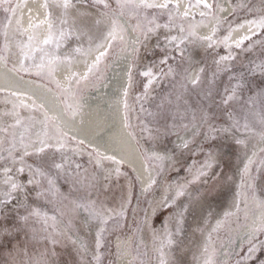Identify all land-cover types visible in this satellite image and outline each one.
Segmentation results:
<instances>
[{"label":"bare ground","instance_id":"6f19581e","mask_svg":"<svg viewBox=\"0 0 264 264\" xmlns=\"http://www.w3.org/2000/svg\"><path fill=\"white\" fill-rule=\"evenodd\" d=\"M48 2L52 5L50 10L55 26L53 31L57 34V39L61 29L65 33L71 29V35H66L63 40H60L59 50L56 49L55 43L41 45V47L45 52L60 55L62 58L69 53L73 55L70 69L66 63H62L56 67L51 76L46 71L38 74L33 67L34 63H40V57L44 55V52L40 51L34 53L35 60H25L24 67L28 68V71L18 70L19 61L22 58L21 52L23 46L27 44L28 36L35 35L38 41H43L48 35V24L45 18L49 9L43 6L45 0H10L12 7L20 5L15 15L6 13L4 8L0 7V142H2L0 143V169L5 166L6 160L10 161L9 150L12 157L17 158L18 161L23 160L25 167L23 174L16 172L20 166L19 162L7 163V166L13 169L14 178L26 186L25 192L17 194L16 200L20 204V209H25L26 201L32 193L39 198L38 190L31 191L35 185L27 183L31 178L29 167L32 170L37 169L31 164V158L37 154L56 150L69 158L68 166L77 168L79 165L77 168L79 172L89 164L88 172L92 175L94 187L88 189L86 194H89L90 201L95 202L97 208L102 207L104 218L108 222L102 223L93 215L92 203L89 206L70 196L66 197L65 203L69 206L64 205L59 212H54L40 204L35 209H38L42 215L39 218H33L43 231L50 233L55 230L63 233L62 237L76 251L81 264H161V260L165 261V264H205L206 261H210L211 264H261V261H264V231H252L253 225L259 224L264 214V209L259 206V202L264 201V175L260 174L264 164V156L260 154L264 149V141L258 136L261 130H254L255 128L252 127L246 130L245 127H239L232 129L227 137L224 134L213 136L208 132L210 124H202L200 119H197L186 125V130L184 127L171 140L161 138V135L155 133L153 129L145 127L149 124L145 115L149 113L155 102L157 94L153 88L164 74L161 68L171 61V57L168 53H164L155 63L144 62L147 55L166 47L168 49L165 50H170L176 56L183 52L191 65L189 80L192 83L197 81L194 84L200 87L203 62L190 56L189 51L184 48L186 43L196 47L199 53L210 51L209 42L199 40L197 37L212 36L211 45L221 41L219 44L221 49L226 48L227 52L224 53L231 52L230 56L233 57L235 43L241 37L255 33L250 40L246 41V44L240 47L248 45L252 40L259 41L255 49H259L257 52H260V47L264 49V43L260 44V37L263 34L261 30L250 26L245 21L264 13V5L261 1L208 0L209 3L221 5L223 11L217 10L214 15L201 18L199 12L202 9L193 7L189 18L183 21L179 18L169 21V12L175 11L171 6L169 9H141L139 20L135 12L131 13L130 17L129 15L121 16L120 23L127 29L122 34L124 43L122 45L119 43L118 35L117 41L101 62L99 72H93L87 82L81 80L79 85L76 84L75 79L69 85L67 76L69 71L83 76L87 72L88 65L94 61L97 55L95 43L100 42V38L106 37L108 31L104 23H101L99 27L93 25V20L100 18L103 7L96 4L95 0H80L78 4L76 0H73L75 7L69 8L67 16H64L63 9L56 6L55 0H48ZM110 2L114 5V0ZM136 2L138 3V0ZM149 2L161 4L164 0H149ZM177 2L179 12L183 14L189 0H172V3ZM192 2L194 3V0ZM239 13L248 15L226 26L231 18ZM9 16L12 18V23L8 26L7 36H5L3 26L8 25ZM64 19L67 20L66 24L61 23ZM41 21L45 22L41 23ZM137 22L145 31L153 29L148 31L147 39L134 30ZM181 23L185 28L183 33L180 31ZM32 25L38 26L33 28ZM190 25H196V36L189 34ZM236 25L242 26L236 27ZM214 29L217 30L214 32ZM230 29L231 38L228 43L232 45L231 48L223 42L224 36ZM171 36H177L179 39L175 43H170L165 37ZM89 37L93 41L92 51L86 56L74 53L73 50L77 46H81L84 50L89 48ZM180 39H183L184 43L176 47L180 44ZM138 40L143 42L138 44L136 43ZM107 46V39H104V47L107 48ZM134 48L139 49L138 55H134L132 51ZM99 50L103 51L104 48ZM165 57L167 61L162 63ZM233 59L235 58L225 60L227 64H230ZM129 69L132 75V86L127 97L130 128L125 123L124 109V88L127 86ZM140 69L142 73L148 69L153 72V77L145 78V82L147 79L151 80L147 88L150 89V94H144V90L140 95L133 93L135 70L139 76L143 75ZM57 82L64 89L70 87L71 93L62 92L57 87ZM13 93L19 95H12ZM226 98L224 96V99ZM69 105L72 107L69 108ZM45 113L51 119L47 131L53 138L49 142L50 146L43 153H36L30 141H35L37 134H42L45 130L43 124ZM17 119L21 121L19 125L16 124ZM57 126L68 136L82 140L83 145L66 140L65 148L62 151L59 150L55 139ZM21 134L25 136V143H29L27 155L25 149L21 147ZM219 137L222 141L218 142ZM237 139L244 140L247 147L236 145ZM184 140L189 141L187 149L179 147ZM212 144L217 146L213 151L217 149L219 153L216 162H222V164H226L227 158L224 145H232L233 155L228 154L231 166L222 178V184L216 195H213V188H216L218 184H214L213 179L210 178L211 174L204 179L207 180L208 187L214 185L211 195L206 198L202 206L196 205L192 209L189 207V210L184 213L181 231L173 236L172 244H166L165 226L162 224L157 227L156 218L160 216L162 218L169 212L170 206H166L165 201L167 200L168 205H171L180 187L184 189V196L190 191L191 196L194 194L196 196L198 191L201 192V188L193 192L189 182L194 179L197 169L205 161L195 166L190 163V160L197 158L200 151ZM39 146L35 145V147ZM163 151H166L169 156L175 153L178 162L169 160L163 166V171H160L161 162L152 159L151 156L153 153L159 154ZM107 156H115L121 163L102 159ZM249 158L252 160L249 173L251 177H255L254 191L241 187V171ZM187 162H189L188 165L185 164ZM182 164H185V172L181 178L176 180L167 178L171 171L180 168ZM116 169H119L118 174ZM185 174H188V177ZM49 178L53 185L58 187V191H62L60 182L48 176L47 179ZM162 178H164L163 182H161ZM2 179L3 174L0 172V181ZM153 179L156 183L151 188H147ZM123 183H125V189ZM102 184L106 187L101 191ZM157 186H160V190L156 202L148 209H144L145 198H148L149 193H152ZM208 187L203 188V192ZM4 190H7V186L0 183V191ZM125 200L128 202L126 203ZM77 203L84 206L74 207L73 205ZM85 206L89 209L88 211L85 210ZM122 210L124 214L120 215ZM146 210L148 214L143 219L142 215ZM181 211H183V205L178 212L167 217L166 225L169 231L175 233L177 213ZM225 213H231V215L226 217ZM218 222L219 227H217ZM143 225L146 236H141L142 244L140 245V231ZM73 240L76 241L75 244ZM248 246L249 248L255 246V250L251 256L242 258ZM28 261H24V264H28Z\"/></svg>","mask_w":264,"mask_h":264},{"label":"rangeland","instance_id":"374dc122","mask_svg":"<svg viewBox=\"0 0 264 264\" xmlns=\"http://www.w3.org/2000/svg\"><path fill=\"white\" fill-rule=\"evenodd\" d=\"M246 13L236 14L226 26L240 20V17L248 15ZM246 41L243 45L246 44ZM253 41L254 40L242 48L236 47L232 55L235 59H233L230 64H227L226 60H221V57H227L231 54V52L228 54L224 53L225 51L227 52V50L226 48L221 49L219 45L221 41L217 44L214 42L213 45L210 46V51H204L202 53H199L196 47L186 43L184 48L189 51L190 56L193 57V59H197V61L203 62L202 83L200 87L189 80L191 76V65L188 62L187 55H173L170 50H165L166 48L168 49V47L156 51L154 54L147 55L146 59L144 58V62L148 64L160 60V55L164 53H168V56L171 57V61L161 68V72L164 71V74L161 80L154 84L155 87L153 90L157 95L149 113H145L146 120L149 122L145 127L153 129L155 133L161 135V138L168 140H171V138L175 134L181 132L186 125L197 119H200L202 124H210L208 126V132L213 136H220L223 132L218 133L213 131L212 126H214L215 129L225 127L237 129L247 124L248 127L255 128L254 130H261L260 120L264 106L260 103V94L264 92V68H262V66H264V49L260 47V52H257L259 49L256 50L255 48L259 44V41ZM261 43H264V34L260 37V44ZM141 69L140 72L142 71ZM145 78L144 75L139 76V73L137 74V70H135V84L132 89L134 95H140L143 93V90L145 91L144 94H150V89H147L150 84V79H147L145 82ZM224 96L227 98L224 99ZM253 100L256 101L254 106L252 104ZM225 101H227V103H225ZM202 117L204 118L203 122L201 120ZM185 121L186 123H184ZM234 125L235 127L233 128ZM219 141H222L221 137L218 138V142ZM224 146L225 152L227 153L226 164L215 162L217 166L212 170L215 174L222 173V175L213 179L214 184H218V186H215L216 188H213V195L219 192V186L222 184L221 180L228 171L227 169L229 166H231L229 156L233 155L232 145L226 144ZM214 148H217L215 144L207 146V148H204L198 153L197 158L191 159L190 163L195 166L200 162L202 163L206 160L207 153L213 151ZM215 152H217V149ZM31 160V164L34 168H39L46 173V178L40 179V185L31 188L32 192L38 190V193L42 194L37 198L35 194L32 193V196L26 201L27 206L24 210L20 209V204L18 200H16L9 206L11 209L10 211L5 209V215L7 216L6 221L5 215H0V223L6 222L14 224L18 221L22 222L21 218L28 215L29 211L40 206V204H43L45 208L51 209L54 212H59L60 208L63 209L64 205H67L65 204L67 202V196L91 206V197L88 196L89 194H86V192L88 193V189L94 187L92 175L88 172L89 164L84 166L79 172L77 168L68 166L70 162L69 158L61 155L56 150L46 154H37L32 157ZM188 163L189 162L185 164L188 165ZM56 164H63V167L58 169L55 167ZM185 164L171 171L167 178L171 177L172 180L181 178L185 172ZM260 174L261 176L264 175V164L260 169ZM48 176L60 182V189L62 191H58V187L54 186L53 183L51 190H49L50 186L46 180ZM77 176L79 180H77ZM185 176L188 177V174H185ZM218 178H220V180ZM163 179L164 178L161 179V182H163ZM204 179H206V177L201 178L200 182L196 181L195 183H191L190 189L193 187L191 190L194 192L201 188L200 191L202 193L203 188L208 187V183H205ZM193 180L194 179H192V181ZM123 184L125 189V183ZM105 187L106 186L102 184L100 187L101 191ZM159 190L160 186H157L152 193H149L148 198H145L144 209H148L151 205H154L159 195ZM190 193H186L185 196L176 197L170 205L169 212L164 217H155V224L157 227H160L162 224L165 226L167 224V217L174 215L176 211L178 212V209L181 208L182 205L183 207L189 205L192 198L195 197V194L191 196L189 195ZM65 194L67 195L65 196ZM190 208L192 209V207ZM198 213L197 216L199 215ZM147 214L148 211L146 210L142 218L145 219ZM33 230H35V235L33 234ZM25 231L27 235H25ZM25 231H21L12 241V244L16 245V251L13 253L16 260H23L25 262L30 258L39 260L42 254H46L50 258H53L51 254L54 252L55 264H81L78 254L69 246L64 237L61 236L59 242L55 245L50 241L46 242L44 239L45 234H51L52 232L43 231L39 224L35 222L34 218L29 221V225ZM143 235L146 236L144 225L140 231V245L142 244L141 236ZM8 251L9 247L7 243L4 242V246L0 247V264H5V261L9 259L7 255ZM251 255H249L248 246L241 257H249ZM17 257H19V259Z\"/></svg>","mask_w":264,"mask_h":264},{"label":"snow or ice","instance_id":"6c2138e0","mask_svg":"<svg viewBox=\"0 0 264 264\" xmlns=\"http://www.w3.org/2000/svg\"><path fill=\"white\" fill-rule=\"evenodd\" d=\"M56 6L59 8L63 9L64 16H67L69 8L75 7V4H73V0H55ZM76 3H80V0H76ZM95 3L98 5H102L103 7V12L100 14V18L94 19L93 20V25L99 27L101 23H104L106 27L108 28V31L106 33V37L100 38V42L95 43V49L97 50V55L94 59V61L88 65L87 72L84 73L83 76H80L78 73L74 71H69V74L67 76V80L69 82V85H71V82L75 79L76 84L79 85L81 80L87 82L93 72H99V66L101 62L104 60V58L108 55L109 50L113 47L114 43L117 41V37L119 35V43L122 45L124 43V36L122 35L127 31V29L120 23L119 17L124 16V15H129L131 16V13L135 12L137 14V20H139V10L141 9H150V8H160V9H169L170 6L175 9V11H170L169 12V21L171 22L174 18H179L181 21L188 19L190 16V10L193 7H199L202 10L199 12V16L201 18L208 17L214 15L215 11H223V8L219 4H213L209 3L208 0H194V3L192 0H189V3L186 5L185 10L183 14L179 12V3H172V0H164L163 3L161 4H156L149 2V0H138V3L136 0H114V5L110 2V0H95ZM262 5H264V0H261ZM8 5L7 7H5ZM46 9H49L47 16L45 18L47 24H48V35L43 41H38L37 37L35 35H30L28 36L27 39V44L23 46L21 56L22 58L20 59V68L18 70L21 71H28V68L24 67V62L27 59H33L35 60L34 53L36 51L44 52V55L40 57V63L33 64V67L37 70V73L41 72H47L50 76L55 72L56 67L62 63H66L69 66V69L71 68V64L73 62V55L72 53H69L68 55L64 56L63 58L60 55L57 54H49L45 52L44 48L41 47V45L47 46L49 44L55 43L56 49L59 50L60 48V40H63L66 35H71V29L69 30L68 33H65L63 29H61L58 33L59 39H57V34L54 33V24H53V17H52V12H51V7L52 5L49 4L48 0H45V3L43 5ZM0 7L4 8V11L6 13H11L12 15H15L17 8L20 7V5H17L16 7H12L10 5V0H0ZM84 15H87V13H84ZM194 18V17H193ZM45 21H41L43 23ZM12 23V18L11 16L8 17V25L3 26V32L4 35L7 36V28L9 25ZM62 24H66L67 20L64 19L61 21ZM245 23L249 24L250 26H254L255 28H258L261 30V34H264V13L258 15L257 17L245 21ZM17 24H19V20H17ZM219 24V21H218ZM217 24V28H218ZM38 25H32L33 28L37 27ZM242 25H236V27H240ZM157 27H159L157 25ZM165 27H168V25H165ZM195 27L196 25H190L189 26V34L191 36H196L195 32ZM134 30L138 31L140 35L144 38L147 39L148 31H151L153 29H148V31H145L139 22H137L134 25ZM217 29H214V32ZM180 31L183 33L185 32V28L183 27V24L181 23L180 26ZM87 34V33H84ZM79 38V37H78ZM231 38V29L229 30V33L224 36L223 42L231 48L232 45L228 43V41ZM104 39H107V48L104 47ZM165 39L170 42V43H175L179 38L177 36H171V37H165ZM199 40L207 41L209 42V45L211 46V43L213 42V37L212 36H206V37H197ZM250 36H243L241 37L236 43V47H240L243 45V43L246 40H250ZM142 40H138L136 43H142ZM184 43L183 39H180V44H177L176 47H180L181 44ZM92 45L93 41L92 38L89 37V48L87 50H84L81 46H77L73 52L76 54L80 55H87L89 52L92 51ZM104 48L103 51H100L99 49ZM26 49V50H24ZM126 51V49H122ZM134 55H138V48L132 49ZM181 55H183V52H181ZM230 55L228 57H221V60L225 59H232ZM167 61V57H165V60L162 61V63ZM264 68V66H262ZM171 71V69H170ZM145 77H153V72L151 69H148L147 71L142 73ZM149 83H151V80H149ZM194 83H197V81H194ZM132 86V75H131V69L128 71V82L127 86L124 88V109H125V123L127 127H131L130 123H128V102H127V97H128V91ZM57 87L61 89L62 92H68L71 93V88L69 87L68 89H64L58 82H57ZM147 87V86H146ZM12 95H19L18 93H13ZM233 98H234V93H233ZM227 103V101H225ZM256 101L253 100L252 104L253 106L255 105ZM260 103L262 106H264V92L260 94ZM27 106V105H24ZM72 106L69 105V108ZM202 122L204 118H201ZM21 123L20 119L16 120V124L19 125ZM51 123V119L47 116V113H45L44 121L43 124L45 126V130L43 131L42 134H37V138L35 141H30L31 145L33 146L34 150L36 153H43L46 148L50 146V140L53 138L49 132L47 131V126ZM261 131L258 134L260 140L264 141V110H262L261 114ZM235 125L233 126V128ZM245 129H248L247 124L244 125ZM213 131L216 132H223L225 137L228 136L229 132L232 130V128L225 127L221 129H215L214 126H212ZM186 130V126H185ZM55 139L57 141V144L59 146V150H63L65 148V141H75L77 145H83L82 140H76L74 136H68L66 133H63L59 127L57 126L55 129ZM195 135V133H193ZM20 142H21V147L25 149V154L27 155V148L29 147V143H25V136L24 134H21L20 137ZM2 143V142H0ZM40 145L39 147H35V145ZM236 145H244L247 147L245 144L244 140L237 139L235 140ZM13 147H15V144H13ZM179 147H182L183 149H187L189 147V141L184 140ZM74 151V150H73ZM262 156H264V149L261 150L260 153ZM219 153L217 152H212L209 151L207 153L208 159L205 160V162L197 169L196 175L194 177L193 181H190L189 183H195L196 181H199L201 178L204 177H209L211 174L212 179H216L218 175L220 174H215L212 172L213 168L216 165V159L218 157ZM9 157L10 161L6 160L5 161V166L0 169V172L3 174V179L0 181V183H3L4 185L7 186V190L0 191V215H5V209H8L9 211L11 210L9 208L10 205H12L16 199H17V194L25 192L26 186L22 183H20L17 179L14 178L13 174V169L11 167L7 166L8 162H11L12 164H16L19 162L20 166L16 169L17 173L23 174L25 171V167L23 164V160L20 159L19 161L17 158L11 156V152L9 150ZM152 159H157L161 162V167L160 171H163V166L165 163L169 160H172L174 163L178 162L175 157V153H173L172 156H169L166 151H163L159 154L153 153L151 156ZM102 159L110 160L113 161L114 163H121L116 159L115 156H107V157H102ZM252 164L251 158L248 159L247 163H245L243 170L241 171V187L242 188H247L252 191H254V182H255V177H251L249 173V167ZM56 168H62L63 164H56ZM77 168H79V165H77ZM29 171L31 173V178L28 179V185H35L39 186L40 185V179L46 178V173L42 171L41 169L37 168L35 170H32L31 167H29ZM117 174L119 173V169H116ZM107 179V177H105ZM77 180H79V177L77 176ZM47 183L50 186L49 190H51L52 186V180L49 178L47 179ZM156 183V180L153 179L151 182L147 185V188H151L154 184ZM205 183H207V180H205ZM213 186H209L204 192H197V195L192 198L190 201L189 205H185L183 207V211L177 213V227L175 229V233L172 231L168 230V226L165 225V237L164 240L166 244H172L173 243V236L175 234H178L181 231L180 226L184 223V213L189 210V207H193L196 205L202 206L203 203L205 202L206 198L211 195ZM42 193H38L40 195ZM184 189L183 187H180L177 192L176 196H182L184 195ZM241 195L243 193H240ZM251 194V193H250ZM26 198V197H25ZM127 203L128 201L125 200ZM92 203V213L93 215L99 219L102 223H107L108 220L104 218V212L102 207L97 208L95 206V202ZM166 206L168 205L167 200L165 201ZM74 207H81L84 205L80 204H74ZM259 206L264 209V201L259 202ZM123 209V205H122ZM85 210L88 211L89 209L85 206ZM123 210L121 211L120 215H123ZM42 215V213L38 209H32L29 211L28 215L24 216L21 218V221H18L14 224H9L6 222L0 223V247L4 246V242L7 243L9 247V251L7 253L9 259L5 261V264H24L23 260H20L19 262L16 260L15 256L13 253L16 251V245L12 244V241L15 239V237L21 232L25 231L26 228L29 225V221L33 218H39ZM46 216V214H43ZM231 213H225V216L228 217L230 216ZM53 221H55V217L52 218ZM261 222L259 224L253 225L252 231H264V214L261 216ZM7 220V216L5 215V221ZM217 227H219V222ZM70 231V227H69ZM33 234L35 235V230H33ZM25 235H27V232L25 231ZM63 235V233L59 231H53L51 234H45L44 239L45 241H50L53 245L57 244L59 242V238ZM99 235V234H98ZM74 244L76 243L75 240L72 241ZM97 246L99 247V240L97 241ZM207 250V249H205ZM255 249L250 247L249 248V255L254 251ZM163 254V253H162ZM54 255L55 253L53 252L51 254L50 258L46 254H42L39 260H33L29 259L28 264H55L54 260ZM161 264H165V261L161 260ZM205 264H211L210 261H206ZM261 264H264V261H261Z\"/></svg>","mask_w":264,"mask_h":264}]
</instances>
